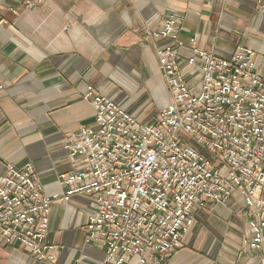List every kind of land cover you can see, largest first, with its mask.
I'll return each instance as SVG.
<instances>
[{"label": "built area", "instance_id": "1", "mask_svg": "<svg viewBox=\"0 0 264 264\" xmlns=\"http://www.w3.org/2000/svg\"><path fill=\"white\" fill-rule=\"evenodd\" d=\"M50 0H21L24 9ZM14 15L18 10L11 9ZM8 23L0 18V26ZM182 17L156 30L157 61L171 101L156 123L145 124L103 95L91 99L94 123L68 134L63 150L72 170L59 175L64 192L47 196L32 162L7 165L0 178V239L53 264L59 248L47 243L52 206L77 195L96 208L87 239L105 253L102 264H166L183 247L208 203L239 194L255 253L264 244V69L252 49L230 59L183 40ZM187 50V70L181 52ZM264 264V262H263Z\"/></svg>", "mask_w": 264, "mask_h": 264}, {"label": "crops", "instance_id": "2", "mask_svg": "<svg viewBox=\"0 0 264 264\" xmlns=\"http://www.w3.org/2000/svg\"><path fill=\"white\" fill-rule=\"evenodd\" d=\"M11 9L18 10L14 15ZM170 17L183 18L181 37L230 59L239 46L252 49L264 69V0H50L24 9L0 0V178L6 166L32 162L47 196L64 192L59 175L72 170L63 150L67 136L94 123L84 100L108 97L145 124L156 123L171 96L157 61V42L146 36ZM189 52H181L182 67ZM88 195L52 206L47 243L59 248L53 264H102L105 253L87 239L95 212ZM239 194L208 203L183 247L166 264H263L253 252ZM264 245V244H263ZM0 264H46L0 239ZM127 264H137L130 259Z\"/></svg>", "mask_w": 264, "mask_h": 264}]
</instances>
